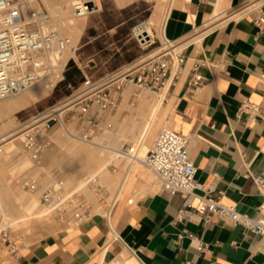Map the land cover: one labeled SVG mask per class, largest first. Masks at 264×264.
<instances>
[{
  "label": "crops",
  "instance_id": "crops-1",
  "mask_svg": "<svg viewBox=\"0 0 264 264\" xmlns=\"http://www.w3.org/2000/svg\"><path fill=\"white\" fill-rule=\"evenodd\" d=\"M258 3L172 0L162 33L186 58L182 66L172 65L168 93L175 103L172 128L190 139V156L198 169L195 193L201 196L212 187L225 204L254 218L263 203L254 177L264 175V29L255 24L258 9L247 11L246 6ZM195 70L205 82L192 94L187 83ZM245 100L260 106L262 114L256 121L240 114ZM127 181L125 176L108 215L96 213L81 223L63 225L23 247L16 263H264V238L229 218L206 222L193 214L175 223L184 198L169 194L159 180L142 182L144 193L135 202L114 207ZM194 239L210 251H199Z\"/></svg>",
  "mask_w": 264,
  "mask_h": 264
},
{
  "label": "rangeland",
  "instance_id": "rangeland-1",
  "mask_svg": "<svg viewBox=\"0 0 264 264\" xmlns=\"http://www.w3.org/2000/svg\"><path fill=\"white\" fill-rule=\"evenodd\" d=\"M57 1L36 0L33 6L42 7L50 13L51 29L70 37L69 30L61 31L55 25L58 17L54 5ZM71 2L72 0L66 2L68 4L66 16H72L75 21L85 22V27L80 41L76 44L78 47L76 56L69 59L63 70V79L58 82L53 92L37 102L23 108L13 107L10 110L0 111V137L11 130H15L19 135L23 134V137L15 140L16 146L13 148L6 149L7 145H10L8 142L13 138H7L0 144L3 145L0 148L2 149L0 151V246L2 249L0 264H17L3 240L11 239L21 247H25L62 228L63 225L56 215L47 211L48 209L46 210L40 202L42 192L59 180L64 182L68 192H77V196L88 201L92 205L93 214L103 215H108V210L125 176L130 183L127 181L114 207L128 206L130 200L135 202L137 197L144 193L141 188L142 182L157 181L154 174L145 166L140 163L131 164V160L127 158L118 159L114 163L115 170L111 165L107 169L104 168L105 163L113 160L116 153L98 144L116 150H120L125 144H134L141 156H144L153 146L161 128L169 126L167 124L170 123L175 105L174 99L168 93L169 86L164 91L153 93L138 89L132 82H126L119 91L120 100L117 105L100 113L101 125L98 129L84 122L80 118V109L73 104L71 109L60 115L65 124L55 121L50 130L41 131L38 142L43 146V169L33 162L30 151L25 147V132L37 124L36 117L41 114L49 115L50 111L57 109L56 106L73 97L85 75L93 79H101L108 74L125 70L128 63L141 58L134 66L136 67L154 56L158 49L159 53L162 52L161 48L165 46V37L161 32L172 0H98L99 10L89 14L87 18L75 17L70 8ZM148 19L150 22L153 21L151 23L155 41L150 46L144 44V41L140 40L141 37H136L133 33L136 26ZM70 38L74 44V39ZM172 44L170 43L169 48L166 49L172 51L175 47V44ZM71 63L72 65L69 66ZM77 68L81 70L82 76L76 74ZM67 71L73 74L71 82L66 81ZM58 74L61 78V72ZM44 83L38 85L44 86ZM22 95L24 94L2 100L0 106L8 101L13 102ZM160 100H162L159 106L160 124L155 127L153 135H148L147 141L141 145V135L148 121L147 118ZM91 113L93 114L94 111ZM69 132L80 139L71 136ZM24 179L37 181L39 192L31 193L24 189L21 186ZM28 199L35 203V209L26 219L22 205L29 203ZM18 205L21 208H17ZM44 210L47 211L43 212L44 218L38 217L39 212L42 213ZM37 212L38 214H35ZM22 215H24L22 219H19ZM7 219L13 222L12 226Z\"/></svg>",
  "mask_w": 264,
  "mask_h": 264
},
{
  "label": "built area",
  "instance_id": "built-area-1",
  "mask_svg": "<svg viewBox=\"0 0 264 264\" xmlns=\"http://www.w3.org/2000/svg\"><path fill=\"white\" fill-rule=\"evenodd\" d=\"M35 1L0 0V101L19 95L57 75L58 82L63 79V71L61 78L58 74L59 59L68 48H73V41L70 37L51 29L50 13L42 7H34ZM70 8L77 18L85 17L89 11L88 3L85 2L72 1ZM246 8L247 11L251 8L258 9L255 24L263 30L264 0H260L257 5L249 4ZM137 27L134 28L133 33L142 39ZM141 41L149 46L155 43L153 37ZM170 43L165 38L167 47L161 48L162 52L159 53L158 49L154 56L132 69L108 74L101 79H93L85 75L73 96L75 98L73 104L80 109V118L94 128H100V113L117 105L119 91L126 82H132L138 89L153 93L163 90L168 83L172 65L176 64L180 67L186 61L184 56H179L175 51V47L172 51L166 49L169 48ZM204 82V77L195 70L188 80L187 89L193 94L203 86ZM239 112L248 114L253 121L262 114L260 106L251 100L243 101ZM40 119L41 122L25 133L24 144L30 151L33 162L43 169V146L38 142L41 131L50 130L55 121L63 124L65 122L54 109L45 118L36 117L35 120L37 122ZM189 146L188 136H183L172 127L166 126L158 132L153 146L145 156L138 155V149L134 144H125L120 150H115V153L119 159L127 158L140 162L154 174L169 194L180 193L183 196L184 208L178 212L175 223L188 220L193 214L202 217L206 222L229 218L244 229L264 238V175L254 177L258 193L263 197V203L259 206L260 215L254 218L239 212L233 205L225 204L221 193H216L212 187L206 188L201 196L195 193L198 169L190 156ZM111 167H114V164ZM21 186L31 193L40 190L38 182L30 179L22 180ZM40 202L56 215L62 225L81 223L93 214L92 205L77 196V192H68L62 180L47 187L40 196ZM3 241L10 249L12 257L18 259L19 251L24 246L21 247L11 239ZM194 241L199 251H210L203 242L197 239ZM177 243L181 247L182 239L180 238ZM183 264L194 263L185 260Z\"/></svg>",
  "mask_w": 264,
  "mask_h": 264
},
{
  "label": "bare ground",
  "instance_id": "bare-ground-1",
  "mask_svg": "<svg viewBox=\"0 0 264 264\" xmlns=\"http://www.w3.org/2000/svg\"><path fill=\"white\" fill-rule=\"evenodd\" d=\"M67 1H65V0H58L55 3V5H54V11H55V14L58 17L57 18V24H55V25H57L60 28L59 30H61V31L69 30V32L71 33V36L70 37H72L75 42L73 44V48H68L65 51V53L60 57L59 63H58V66H59L58 72H62L65 69V67H66L69 59L70 58H73L74 56H76L77 50H78V47H76V44L80 41V36H81V34H82L83 30H84V27H85V24H84L85 22H83V21H75V20L72 19V16L71 17H67L66 16L67 5L69 4V2H68V4L66 3ZM72 1L85 2V3H88V4H92L93 5L91 9L88 8L89 11L87 12V15L85 17H83V18H87V16L89 14H91L93 12H96L100 8L98 0H72ZM51 22H52V20H51ZM151 22H153V21H151ZM151 22H150V19H148V20H146V21H144V22H142L141 24L138 25L137 32H138L139 36H142V39L141 40H147L148 38L154 36L153 24ZM162 30H164V28ZM161 33H163V31ZM57 77H58V75L56 77H54L53 79L45 82L44 83V86L41 85V84L40 85H38V84L35 85L34 87H32V88L28 89L27 91H25V93L23 92L24 95H22L21 97L17 98L14 101L12 100L13 102H9L8 101V103H4V104L2 103L3 105L0 106V111H5V110H8V109L10 110V108H13V107H15V108H23L25 106H28L30 104H33L34 102H37L41 98L49 95L51 92H53V90L55 89V87H56V85L58 83V78ZM167 86H169V83H167V85H166L165 88H167ZM164 89H163V91H164ZM163 97H164V95H163ZM163 97H162V100H163ZM74 100H75V98L74 97H71V98L67 99L66 101H64L63 103H61L60 105L56 106L57 109H54V110L57 111V112L59 111L60 113H58V114L62 115V113H65L66 110H69V109H71L73 107ZM162 100H160V102H158V105L155 104V105H157L156 107L154 105V107H155L154 110L152 111V113H150V117L147 118L148 121L145 124L144 130H143L142 135H141V141H140L141 145H142L143 142H146L147 141L146 138L148 137V135H150V136L153 135V133L155 132V130H154L155 127H158L159 124H160L159 123V120H161V119H160V115H159V106L162 104ZM155 103H157V102H155ZM38 118H45V115L44 114H41V115H39ZM41 120L42 119H40L39 121H37V123L38 122H41ZM167 125H169L170 127H173V123L171 122V120H170V123H168ZM169 126H167V127H169ZM70 134H71V136H74V137L80 139L78 136L73 135L72 132ZM19 137L20 138L23 137V134L22 135L21 134L19 135L15 130H11V131L7 132L6 134L3 133V135L0 137V144H1V142L3 140H6L7 138H11V139L13 138L10 142H8V143H10V145H7L8 148H6V149L13 148V147L16 146L15 145V140L17 138H19ZM92 143H95V142H92ZM96 144H97V142H96ZM98 145H100L103 148L110 149V151L111 150L112 151H115L116 150V149H112V148L108 147L107 145L106 146L101 145V144H98ZM2 146H0V148H2ZM0 151H2V149H0ZM83 152H85V151H83ZM113 155H114V153H113ZM138 155L141 156V154L139 153V150H138ZM141 157H143V156H141ZM118 159H119V156L117 154H115L114 159L111 160V161H109V162H107V163H105L104 168L107 169L110 165H112ZM131 163L133 164V163H140V162H135V161L131 160ZM101 168L103 169V167H101ZM28 200H26V201H28ZM17 208H21V207H19V205H18ZM22 208L24 210L23 212L26 214L25 217L27 219V215H31V214L34 213L35 203H33V201L32 202L30 201L29 203L23 204L22 205ZM47 211H49V210H47ZM47 211L44 210V211H42V213L39 212L40 214L38 215V217L40 216L41 218H44V217H42L44 215L43 212L45 213ZM35 214H38V212L35 213ZM23 216L24 215L20 216L19 219L20 218L22 219ZM17 221H19V220H17ZM17 221H15V222H17ZM8 223L11 224V226L13 225V222L11 220H8ZM15 225H18V224H15ZM1 252H2V249H1V246H0V254H1Z\"/></svg>",
  "mask_w": 264,
  "mask_h": 264
},
{
  "label": "trees",
  "instance_id": "trees-1",
  "mask_svg": "<svg viewBox=\"0 0 264 264\" xmlns=\"http://www.w3.org/2000/svg\"><path fill=\"white\" fill-rule=\"evenodd\" d=\"M72 65V63L71 64H69V66H71ZM76 74H78L79 76H82L81 74H82V72H81V70L80 69H76ZM66 81L67 82H71V81H73V74H71V73H69L68 71L66 72ZM77 85V84H76Z\"/></svg>",
  "mask_w": 264,
  "mask_h": 264
},
{
  "label": "water",
  "instance_id": "water-1",
  "mask_svg": "<svg viewBox=\"0 0 264 264\" xmlns=\"http://www.w3.org/2000/svg\"><path fill=\"white\" fill-rule=\"evenodd\" d=\"M92 6H93L92 4H88V8H89V9H91V8H92Z\"/></svg>",
  "mask_w": 264,
  "mask_h": 264
}]
</instances>
